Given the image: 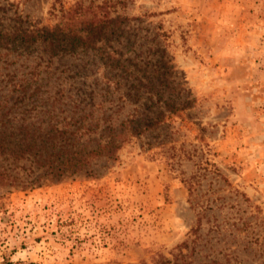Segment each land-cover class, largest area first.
Listing matches in <instances>:
<instances>
[{
  "label": "rangeland",
  "instance_id": "obj_1",
  "mask_svg": "<svg viewBox=\"0 0 264 264\" xmlns=\"http://www.w3.org/2000/svg\"><path fill=\"white\" fill-rule=\"evenodd\" d=\"M90 4L88 46L16 38ZM111 120L59 179L0 153V264H264V0H0V138Z\"/></svg>",
  "mask_w": 264,
  "mask_h": 264
},
{
  "label": "trees",
  "instance_id": "obj_2",
  "mask_svg": "<svg viewBox=\"0 0 264 264\" xmlns=\"http://www.w3.org/2000/svg\"><path fill=\"white\" fill-rule=\"evenodd\" d=\"M102 8L103 6L94 7V5L90 4L87 10L94 15L93 19H88V17L85 16L82 17V19L80 18V21L71 20L70 22L58 25L54 29L45 27L37 32L23 33L22 35L18 34L16 38H20L21 41H26L29 44H34L39 41L48 42L52 49H54L55 46L59 48L60 51L64 52L67 51L68 48H62L63 43L67 41L69 51H74L77 47L89 45L88 39L83 37V33L92 32V34L94 33L95 35L101 34L103 24L102 20L97 18V13L98 10ZM78 22H83L81 28L77 25ZM85 116H78L77 122L81 124ZM111 118V115L105 117V114H103L101 118L99 117L96 120H104L103 123H106ZM124 124V120L119 124H116L115 120H111L107 126L101 128L100 132V137L109 132L110 139L102 140L92 147L89 146L88 139H83L84 136H82V134L79 135L81 126L72 131L56 127L55 131L49 135L36 130L34 133L40 132L37 136L34 134L32 138H22L12 146L5 143L7 142L6 139L0 138V153L4 155L9 154L13 156V159L16 161L30 160L31 163L37 164L38 170L41 168L44 169V174L51 178L59 179L68 173L76 172L91 166L92 162L98 158L104 156L113 157L122 146L123 142L128 139L126 130L121 129V126ZM84 126L89 127L86 130L87 133L93 132L97 134L98 128L93 127L92 121L86 123ZM145 129L146 127L143 130ZM94 139L96 138L94 137L93 140ZM15 180H17L15 176L0 169V184H14ZM10 263L11 262H8V264Z\"/></svg>",
  "mask_w": 264,
  "mask_h": 264
}]
</instances>
